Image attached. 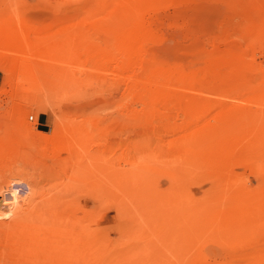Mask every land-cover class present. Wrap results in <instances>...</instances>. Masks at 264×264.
I'll return each instance as SVG.
<instances>
[{
  "label": "rangeland",
  "instance_id": "rangeland-1",
  "mask_svg": "<svg viewBox=\"0 0 264 264\" xmlns=\"http://www.w3.org/2000/svg\"><path fill=\"white\" fill-rule=\"evenodd\" d=\"M0 264H264V0H0Z\"/></svg>",
  "mask_w": 264,
  "mask_h": 264
},
{
  "label": "bare ground",
  "instance_id": "bare-ground-1",
  "mask_svg": "<svg viewBox=\"0 0 264 264\" xmlns=\"http://www.w3.org/2000/svg\"><path fill=\"white\" fill-rule=\"evenodd\" d=\"M134 51H135V50H134ZM134 99H135V98H134ZM25 196H26V195H25ZM17 198H18V196H17V197L15 196V199H17ZM26 198H27V197H26ZM24 199H25V198H24Z\"/></svg>",
  "mask_w": 264,
  "mask_h": 264
},
{
  "label": "built area",
  "instance_id": "built-area-1",
  "mask_svg": "<svg viewBox=\"0 0 264 264\" xmlns=\"http://www.w3.org/2000/svg\"><path fill=\"white\" fill-rule=\"evenodd\" d=\"M30 117H32V116H30Z\"/></svg>",
  "mask_w": 264,
  "mask_h": 264
}]
</instances>
